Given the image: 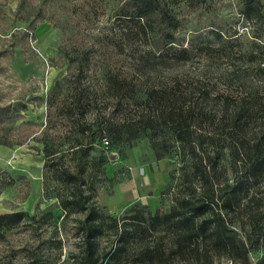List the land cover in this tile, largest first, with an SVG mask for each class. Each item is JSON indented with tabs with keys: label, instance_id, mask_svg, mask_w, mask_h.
<instances>
[{
	"label": "rangeland",
	"instance_id": "obj_1",
	"mask_svg": "<svg viewBox=\"0 0 264 264\" xmlns=\"http://www.w3.org/2000/svg\"><path fill=\"white\" fill-rule=\"evenodd\" d=\"M128 1L0 0V214L24 213L17 226L0 229V264H108L103 254L115 243L112 231L104 228L94 256L85 259L83 214L62 199L78 184L88 205L118 221L137 208L166 213L174 203L167 184L180 158L156 157L146 133L127 142L123 134L114 140L99 129L133 123L132 99H144L150 87L176 76L216 78L259 51L264 62V30L256 17L264 16V0H156L160 12L147 22L132 15ZM48 159L68 165L78 183L59 180L45 167ZM223 161L227 170L217 171L216 179L232 183L236 175ZM263 180L224 215L238 233L237 246L250 247L247 256L235 248L199 259L167 250L163 259L264 264ZM167 225L146 241L170 245ZM133 247L130 239L116 264H152Z\"/></svg>",
	"mask_w": 264,
	"mask_h": 264
},
{
	"label": "trees",
	"instance_id": "obj_2",
	"mask_svg": "<svg viewBox=\"0 0 264 264\" xmlns=\"http://www.w3.org/2000/svg\"><path fill=\"white\" fill-rule=\"evenodd\" d=\"M129 2L132 15L138 20L147 22L160 12L156 0ZM253 9L248 3L247 18H252ZM256 17L264 30V16L258 13ZM262 60V51L256 55L250 53L245 64L238 69L225 68L216 78L176 76L166 85L150 87L142 100H133L131 95L136 108L133 123L99 129L100 134H113L114 140H119L123 134L127 142H133L146 133L156 157L174 153L180 158V166L170 174L167 184L174 195V203L166 213L152 214L137 208L118 221L99 208L88 205L87 196L77 184L78 173L61 164L62 161H46L45 167L58 173L59 180L69 186L77 184L78 190H71L62 199V204L83 214L80 227L88 251L85 259L90 260L94 256L96 239L103 237L105 227L115 236V243L103 254L108 264H116L122 258L130 239L134 240L136 256L141 259L148 257L152 264H173L169 259H163L167 250L181 258L196 255L198 259L209 257L211 252H226L234 248L243 256L252 252L240 239L241 245L237 246L238 233L227 226L224 215L228 207L239 205L250 188L264 178ZM225 159L236 175L232 183L216 179L217 171L224 173L227 170L223 166ZM57 164L64 166L63 173L57 171ZM23 218L24 213L20 211L0 214V229L13 228ZM164 225L171 230L170 245H163L162 240L160 243L146 241V236L157 235L158 228ZM259 234L255 233V242L262 233ZM207 240L213 242L212 246L202 247L201 243Z\"/></svg>",
	"mask_w": 264,
	"mask_h": 264
},
{
	"label": "built area",
	"instance_id": "obj_3",
	"mask_svg": "<svg viewBox=\"0 0 264 264\" xmlns=\"http://www.w3.org/2000/svg\"><path fill=\"white\" fill-rule=\"evenodd\" d=\"M104 143L108 144V141L105 140ZM219 264H239V263H237L232 258H225V259L221 260V262Z\"/></svg>",
	"mask_w": 264,
	"mask_h": 264
}]
</instances>
